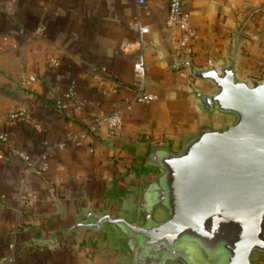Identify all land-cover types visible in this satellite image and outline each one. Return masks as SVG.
I'll return each instance as SVG.
<instances>
[{
  "label": "crops",
  "instance_id": "obj_1",
  "mask_svg": "<svg viewBox=\"0 0 264 264\" xmlns=\"http://www.w3.org/2000/svg\"><path fill=\"white\" fill-rule=\"evenodd\" d=\"M185 4L198 35L192 56L180 51L179 31L167 27L168 0H0V132L17 149L38 155L42 139L32 127L10 122L20 110L54 141L112 112L123 116L120 129L102 125L84 146L46 158L45 176L25 179L19 159L0 163V264H11V257L15 264H108L89 239L55 232L69 225L66 212L82 205L105 210L119 200L121 183L147 171L151 145L178 146L200 126L191 91L213 87L193 80L180 63L204 69L237 55L243 80L264 75V0ZM137 20L150 30L142 43ZM142 57L146 90L158 100L126 110ZM102 69L111 77L105 93L97 82L106 78ZM30 77L37 81L27 84Z\"/></svg>",
  "mask_w": 264,
  "mask_h": 264
},
{
  "label": "water",
  "instance_id": "obj_2",
  "mask_svg": "<svg viewBox=\"0 0 264 264\" xmlns=\"http://www.w3.org/2000/svg\"><path fill=\"white\" fill-rule=\"evenodd\" d=\"M237 55L190 77L202 123L178 146L151 145L145 171L105 210L66 212L54 236L81 235L108 264H258L264 260V75L243 80Z\"/></svg>",
  "mask_w": 264,
  "mask_h": 264
},
{
  "label": "built area",
  "instance_id": "obj_3",
  "mask_svg": "<svg viewBox=\"0 0 264 264\" xmlns=\"http://www.w3.org/2000/svg\"><path fill=\"white\" fill-rule=\"evenodd\" d=\"M137 3L138 5H144L145 0H137ZM166 24L168 28L177 29L179 31L178 47L180 51L186 56H192L193 46L198 40V35L193 26L191 14L186 7L185 0H168V17ZM136 27L139 32L140 43H142L144 37L149 34L150 30L147 26L141 25L138 20ZM43 30L44 29H39L36 34H41ZM101 72L106 78H104L105 80L97 79V82L101 86L103 93L109 92L111 88L107 81H110L111 77L106 69H102ZM186 75L182 74V76ZM134 78L138 83L137 93L134 99L126 100V110H131L135 104H151L158 100L156 95L146 90V65L144 57L134 65ZM36 81V77H30L26 83L31 84ZM9 120L12 123H19L27 127H32L42 135L40 142L41 151L38 155H33L28 151L17 149L10 140L9 135L5 132H0V163L12 165L15 159L21 160L25 164L23 170L25 179L32 175L39 177L45 176L49 172V164L46 162V158L66 150L69 146H84L90 135L96 134L102 125H106L110 131L118 130L123 126L121 111H115L102 118L91 121V123L80 132L69 134L54 141L48 138L46 129L38 123L28 111L20 110L12 113L9 116ZM2 198L3 197L0 195V200ZM8 262L15 264L16 260L14 257H11Z\"/></svg>",
  "mask_w": 264,
  "mask_h": 264
},
{
  "label": "rangeland",
  "instance_id": "obj_4",
  "mask_svg": "<svg viewBox=\"0 0 264 264\" xmlns=\"http://www.w3.org/2000/svg\"><path fill=\"white\" fill-rule=\"evenodd\" d=\"M190 76V75H189ZM263 77V76H262ZM262 77L258 78V79H262Z\"/></svg>",
  "mask_w": 264,
  "mask_h": 264
}]
</instances>
